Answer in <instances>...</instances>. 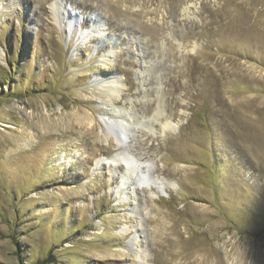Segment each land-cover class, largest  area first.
<instances>
[{"label": "rangeland", "instance_id": "obj_1", "mask_svg": "<svg viewBox=\"0 0 264 264\" xmlns=\"http://www.w3.org/2000/svg\"><path fill=\"white\" fill-rule=\"evenodd\" d=\"M46 259L264 264V0H0V264Z\"/></svg>", "mask_w": 264, "mask_h": 264}, {"label": "bare ground", "instance_id": "obj_2", "mask_svg": "<svg viewBox=\"0 0 264 264\" xmlns=\"http://www.w3.org/2000/svg\"><path fill=\"white\" fill-rule=\"evenodd\" d=\"M52 9H53V13H54V15H55V13H56V9H58L57 8V3L56 2H53V4H52ZM57 16V15H56ZM58 18V17H57ZM60 20L62 21V17L61 18H59V22H60ZM115 115V114H114ZM116 116V115H115ZM118 116V115H117ZM121 116V115H120ZM119 116V117H120ZM114 118V117H113ZM88 122H89V120H91V119H86ZM86 122V121H85ZM110 129V128H109ZM112 133V132H111ZM109 134V132L107 133V135ZM106 135V134H105ZM106 135V136H107ZM111 135V134H110ZM113 136V135H112ZM115 139H117L118 140V136H116V135H114L113 136ZM118 146H119V144H118ZM120 147V146H119ZM120 149V148H119ZM124 159H126V156L124 155V153H122L121 151L119 152V153H117L116 155H113V156H111V157H108V159L107 160H105L104 162L105 163H107V164H113V163H115V162H119L120 160H124ZM125 161H128V159H126ZM100 163V161L98 160L97 161V164H99ZM120 191V190H119ZM121 191H122V189H121ZM121 191H120V193H121ZM136 258L138 259H142L144 256L142 255V252L140 253V252H137L136 251ZM139 261V260H138ZM140 261H143V259L142 260H140ZM140 263H142V262H140ZM144 264V263H143Z\"/></svg>", "mask_w": 264, "mask_h": 264}, {"label": "trees", "instance_id": "obj_3", "mask_svg": "<svg viewBox=\"0 0 264 264\" xmlns=\"http://www.w3.org/2000/svg\"><path fill=\"white\" fill-rule=\"evenodd\" d=\"M44 262H45V263H48V262H50V260H49V259L43 260V261H41L39 264H44Z\"/></svg>", "mask_w": 264, "mask_h": 264}]
</instances>
